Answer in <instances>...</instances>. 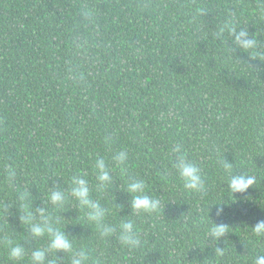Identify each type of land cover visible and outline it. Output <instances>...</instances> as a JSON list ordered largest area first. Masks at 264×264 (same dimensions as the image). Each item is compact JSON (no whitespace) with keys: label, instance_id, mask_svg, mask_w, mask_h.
Instances as JSON below:
<instances>
[{"label":"trees","instance_id":"trees-1","mask_svg":"<svg viewBox=\"0 0 264 264\" xmlns=\"http://www.w3.org/2000/svg\"><path fill=\"white\" fill-rule=\"evenodd\" d=\"M259 0H0V264H30L48 237H35L25 209L39 223L51 215L90 256L108 264H252L264 239L251 226L264 220V17ZM229 26L246 29L256 47L238 48ZM112 141L111 148L105 139ZM181 143L205 177L192 193L174 167ZM127 149L128 170L96 187L92 164L112 167L111 151ZM225 160L256 184L230 195ZM16 175L11 184L5 167ZM88 174L92 199L112 209L108 221L133 219L144 240L129 251L102 240L69 198L53 210L48 192L67 191ZM146 182L160 200L152 215L130 216L125 180ZM120 204L125 205L121 210ZM218 207L224 214L218 216ZM228 225L215 246L211 224ZM23 246L21 261L9 245ZM224 249L217 257L215 248ZM69 264L67 254L46 256Z\"/></svg>","mask_w":264,"mask_h":264},{"label":"clouds","instance_id":"clouds-1","mask_svg":"<svg viewBox=\"0 0 264 264\" xmlns=\"http://www.w3.org/2000/svg\"><path fill=\"white\" fill-rule=\"evenodd\" d=\"M256 11L264 17V0H259ZM229 32L234 35L233 43L244 51L252 50L256 47L255 38L249 39V33L246 29L236 31L235 27L229 26ZM105 144L111 148L112 141L109 138L105 139ZM171 153L174 156V167L179 173L183 182V188L192 193H204L207 191L205 177L201 167L188 158L186 150L181 143H176L171 148ZM112 167L110 168L107 160L103 156H99L92 164V171L95 176L96 187L101 191H107L113 184V176L110 172L119 170L123 176L128 170L129 153L127 149L119 151H111ZM221 168L226 173L227 189L232 196L235 193L243 194L256 184V178L250 174L242 173L235 174L232 171L233 165L225 160L220 162ZM6 179L9 184L15 178L16 171L12 164L5 167ZM92 187L88 179V174H74L70 177V182L67 191L62 189H53L48 192V201L53 207V210L63 209L65 204L69 202V198L78 204V207L85 212V218L95 226L99 237L104 241H109L115 238L122 248L129 251H135L142 248L144 240L137 228L133 219H120L117 223L108 221V216L112 213V209L102 205L99 201L92 199ZM122 191L130 196L128 205L131 215L123 217H134L142 214L152 215L160 210V200L148 194L146 191V182L139 178H129L125 180ZM125 205L120 204L122 210ZM41 221L32 223L31 211L25 209L26 216L24 222L31 227V232L35 237H48V246L45 249H36L32 252L30 264H51L46 260L49 252L55 254L63 252L69 257V264H108L103 252H99L95 257L90 256V251L87 245H77L73 238H70L66 232L57 227L53 228L51 224V215L47 209H38ZM223 207H218L217 215H223ZM228 225L215 224L206 232V241L215 246L222 237L228 233ZM252 234L258 239H264V220H258L255 225L250 227ZM9 245L8 256L10 260L21 261L26 256V250L19 244H14L11 240L7 241ZM217 257L224 255V249L215 248ZM252 264H264V252H257Z\"/></svg>","mask_w":264,"mask_h":264}]
</instances>
